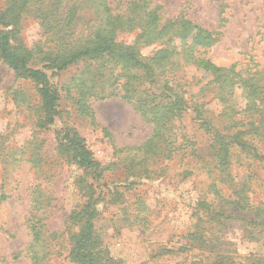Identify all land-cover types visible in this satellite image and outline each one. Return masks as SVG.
I'll use <instances>...</instances> for the list:
<instances>
[{"label":"rangeland","instance_id":"1","mask_svg":"<svg viewBox=\"0 0 264 264\" xmlns=\"http://www.w3.org/2000/svg\"><path fill=\"white\" fill-rule=\"evenodd\" d=\"M105 3L109 18L97 0H0L11 47L60 93L58 117L43 125L39 83L0 58V264H77L73 250L92 209L97 264H264V133L247 137L249 158L223 159L196 110L255 120L239 84L230 101L206 104L215 92L182 54L155 75L110 54L54 68L117 16L124 25L114 43L141 60L170 48V21H191L215 33L198 58L224 69L251 59L264 66V0ZM65 134L82 140L97 170L78 166ZM229 195L242 209L228 207Z\"/></svg>","mask_w":264,"mask_h":264},{"label":"trees","instance_id":"2","mask_svg":"<svg viewBox=\"0 0 264 264\" xmlns=\"http://www.w3.org/2000/svg\"><path fill=\"white\" fill-rule=\"evenodd\" d=\"M97 1L103 3L102 11L105 10L106 13L104 16L107 18L112 16V9L105 3L107 0ZM147 16L150 17L153 23L157 21L154 12H149ZM115 20L114 22L111 19H103L101 22L103 25H100L96 32H94L92 40L87 41L85 46L76 52H70L62 57H56L54 60V68L64 70L83 58L110 54V56H117L123 63L131 65L134 69L143 68L145 70L144 72H148L150 75L151 72H153L155 75V69H159V71H164V73H166L165 69L172 63L170 61L171 57L182 54L183 58L198 67L199 73L203 79H206V86H210L215 92V95L211 98L212 100L208 101L206 104L215 103V106H219L220 103L223 105L225 102L230 101L234 87L237 84L242 87L244 97L247 100V111L252 118L257 117L255 120L250 121L248 119V121L246 118L236 120L235 116L229 115L227 119L217 121L216 117L215 119L211 118L212 114L205 116L207 110L198 111L197 108L196 110L199 115L198 120L202 122V126L205 127L207 132L213 137L214 142L220 145L223 159H232L236 155L239 157L245 155L249 158L254 150H252L251 147V140L247 139V137L253 133H264V66H260L259 63L251 59L246 63V67L244 68L237 69L238 65H235L230 69H224L210 60L198 58L196 56V48L212 47L216 42L213 38L215 33L208 29H203L201 26L195 25L191 21L179 23L170 21L168 23L169 27L165 30L168 31L170 28L176 29L175 32H173L174 35L171 39L170 48L161 49L153 58L144 61L139 58L136 52L132 51L131 47L118 46L114 43L112 33L117 29L118 25L120 29L124 25V22L119 20V16L115 17ZM177 28L179 32H177ZM13 33L14 31H3L0 29V58L15 70L17 74L39 83L40 94L46 111L43 125L50 124L54 122L55 118L59 115L57 103L60 99V93L49 83L48 76L43 70L29 66V56L26 52H20L11 47V41L14 37ZM169 41L167 42L169 43ZM177 61H175V63H178ZM175 63L172 64L175 65ZM164 89L169 92H174L172 88H169L168 83L165 84ZM200 105L205 106V103H200ZM216 108L217 107L214 108L215 112ZM231 111L233 112L234 109H231ZM226 115L225 112L222 114L221 111L217 117H225ZM225 120L227 124L225 127H221L222 122ZM246 126H249V128H246ZM235 128L238 131L234 130ZM64 142L72 148L74 160L79 167L84 170H97L100 164L94 160L93 154L85 148L82 140L77 136L65 134ZM227 165L231 166L229 162ZM226 190L228 192L231 191L230 188ZM219 192L221 193L222 191L219 190ZM232 197V195H229L224 198V200L230 201L228 207L236 204L239 209H242L240 200H232ZM84 214L87 217V224L79 235L85 238L79 239L77 244H75L76 249L73 250L72 254L73 260L77 264H97L90 246V243L93 248L95 246V242L92 239L91 222L95 217L96 210H85Z\"/></svg>","mask_w":264,"mask_h":264}]
</instances>
